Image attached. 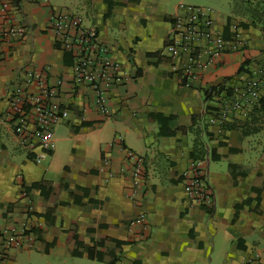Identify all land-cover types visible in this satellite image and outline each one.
Here are the masks:
<instances>
[{
    "label": "crops",
    "instance_id": "crops-1",
    "mask_svg": "<svg viewBox=\"0 0 264 264\" xmlns=\"http://www.w3.org/2000/svg\"><path fill=\"white\" fill-rule=\"evenodd\" d=\"M196 4L0 0V29L20 25L30 31L19 39L0 38V230L16 226L25 231L22 246L7 251V264H110L114 259L123 264H264V190L259 207L254 200L246 203L233 219L234 206L256 196V174H261L256 185L262 184L264 94L246 116L226 121L222 132L204 118L218 97L207 101L205 88L231 89L264 66V14L254 19L234 13L233 0ZM185 6L211 8L213 30L223 38L230 16V44L214 65L201 69V78L190 88L172 70L165 48ZM53 9L69 10L84 28L95 29L119 63L123 77L108 92L109 114L94 106L90 88L71 83L72 58L46 31ZM27 64L64 81L53 147L39 162V148L21 143L10 118L9 90L21 78L16 68ZM154 113L172 116L164 134L161 124L149 118ZM128 152L143 160V192L136 200L127 196L132 186ZM194 152L208 159L214 191L210 207L191 204L183 191L181 172ZM41 180L64 181L82 203L61 190L58 200L63 203L47 218L51 202L38 189L26 190ZM138 217L142 221L132 224ZM71 227L83 238L79 256L70 253L72 243L67 245ZM100 240L102 259L89 257L87 248L98 250Z\"/></svg>",
    "mask_w": 264,
    "mask_h": 264
},
{
    "label": "built area",
    "instance_id": "built-area-1",
    "mask_svg": "<svg viewBox=\"0 0 264 264\" xmlns=\"http://www.w3.org/2000/svg\"><path fill=\"white\" fill-rule=\"evenodd\" d=\"M4 5L1 9L5 8ZM184 10L185 15L176 18L165 48L172 59V70L178 72L182 85L190 88L201 78V69L214 65L230 41L214 32L211 8L185 6ZM45 26L61 49L72 58L70 81L73 86L90 88L94 106L101 114H109L108 92L122 81L123 76L119 63L112 58L96 30L84 28L81 18L66 9H53ZM29 32L28 28L15 25L0 29V38L19 39ZM16 69L21 78L9 90L11 123L22 144L39 148L35 155V161L39 162L49 155L53 147V128L61 113L57 98L64 81L60 77H49L46 71H38L30 64ZM31 87L36 90L31 91ZM263 94L264 66L240 84L224 90L219 104L209 111L206 121L217 132H222L226 121L246 116ZM32 121L34 128L30 127ZM127 159L132 181L127 196L136 200L143 192V160L133 152H128ZM207 160V156L191 158L181 172L183 191L193 205L210 207L213 204L214 191L208 178ZM141 221L142 217H138L132 224ZM24 242L23 228L11 226L1 229L0 264H7L5 255L10 248H20ZM113 264L123 263L115 260Z\"/></svg>",
    "mask_w": 264,
    "mask_h": 264
},
{
    "label": "trees",
    "instance_id": "trees-1",
    "mask_svg": "<svg viewBox=\"0 0 264 264\" xmlns=\"http://www.w3.org/2000/svg\"><path fill=\"white\" fill-rule=\"evenodd\" d=\"M233 12L234 13H240V14H249L254 19H256V18L260 19L261 16L264 14V6H262L261 0H253V2H252V0H233ZM252 22H254V20ZM241 26L247 27V24L243 22V23H241ZM229 29H230V16L227 18V24L225 26V32L227 33V35L225 34V36H224L225 39H230L229 35L231 33H230ZM228 33H229V35H228ZM65 57L67 58L66 59L67 61H70L66 54H65ZM208 88H206L204 90L205 99L207 101L214 99L215 95H217L218 97H217V99L216 98L214 99L216 101V103H214L213 105L209 104V106H207V108H206L207 114L204 116L205 120L209 117V111L214 109L217 106V104H219V98L221 97V93L224 91V90H222V88L220 89L217 86H210ZM208 90H210V92H208ZM225 90H227V89H225ZM171 117H172L171 115H165V114H161V113H154V114L149 115V118L157 120L161 124L160 131H159L160 134L165 133L166 124ZM191 156H192L191 158L200 157L199 154H197L195 152L192 153ZM211 157L213 159L218 158V156L215 154H212ZM260 177H261V174H256L254 181H253L252 189L256 193V196L254 198H252V197L247 198V199L243 200L242 203L236 204L234 206L235 211L233 214V219L237 217L239 209L242 208V206L246 203H250L254 200L256 202V206L257 205H258V207L260 206V204H259L260 196L259 195L262 192V190H264V175H263V179H262V184L258 186V185H256V183L260 180ZM33 188L38 189L40 195L45 200H48L51 202V206L45 214L47 216V218H51L52 211L57 204L63 203V202H60L58 200L59 199L58 198L59 192L61 190L67 191L69 194L73 195V199H74V202L76 204L82 203V197L74 194L73 189L70 188L69 185L67 183H65L64 181L49 182L46 180H41V181L32 183L31 186L26 187L27 193H28V191H30ZM82 191L85 194L87 192V189L82 188ZM71 243H72V247L70 249V253L74 256H79L81 254V252L79 251V248L83 247L84 243H83L82 236H80L76 233L75 227H71L67 230V245L70 246ZM97 245L99 248L96 251H94L95 247L91 246V247L87 248L88 255H89V257H95L96 259L101 260L103 257L102 254L104 252V250L102 249V246H103L102 240H100L97 243ZM114 261H115V259L113 261H111L110 264H113Z\"/></svg>",
    "mask_w": 264,
    "mask_h": 264
},
{
    "label": "rangeland",
    "instance_id": "rangeland-1",
    "mask_svg": "<svg viewBox=\"0 0 264 264\" xmlns=\"http://www.w3.org/2000/svg\"><path fill=\"white\" fill-rule=\"evenodd\" d=\"M185 3H197L196 5H204V4H201L202 0H183ZM223 3H220V4H214V5H222ZM225 5V4H224ZM206 6H209V7H212L214 8L215 10H217V8H215L214 6H211V5H206ZM213 163V162H212ZM221 164V163H219ZM226 165V164H225ZM211 168V167H210ZM37 261V260H36ZM57 264H63L62 262H60L59 260L56 261ZM101 264V263H100Z\"/></svg>",
    "mask_w": 264,
    "mask_h": 264
}]
</instances>
